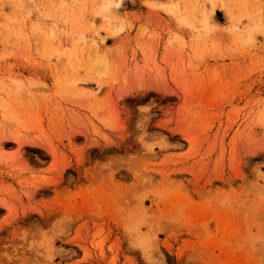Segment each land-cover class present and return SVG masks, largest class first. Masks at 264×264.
<instances>
[{
    "label": "rangeland",
    "instance_id": "374dc122",
    "mask_svg": "<svg viewBox=\"0 0 264 264\" xmlns=\"http://www.w3.org/2000/svg\"><path fill=\"white\" fill-rule=\"evenodd\" d=\"M263 238L264 0H0V264H264Z\"/></svg>",
    "mask_w": 264,
    "mask_h": 264
},
{
    "label": "bare ground",
    "instance_id": "6f19581e",
    "mask_svg": "<svg viewBox=\"0 0 264 264\" xmlns=\"http://www.w3.org/2000/svg\"><path fill=\"white\" fill-rule=\"evenodd\" d=\"M120 4V3H119ZM96 63L94 64V66L96 67V69L97 70H100V71H102V70H104L105 69V67H106V64H105V61L103 62L102 60H97V61H95ZM134 219H136V218H134ZM140 221V220H139ZM137 222V221H136ZM132 224V223H131ZM138 225H134V230H136V231H138V228H139V223H137ZM138 228H137V227ZM129 227H131L130 225H129ZM134 232V231H133ZM262 237H263V234H262ZM143 239H146V238H143ZM142 241V240H141ZM144 241V240H143ZM143 241H142V243H143ZM262 243H263V245H264V238H263V240H262ZM261 243V244H262ZM263 247V246H262ZM264 249V248H263Z\"/></svg>",
    "mask_w": 264,
    "mask_h": 264
}]
</instances>
